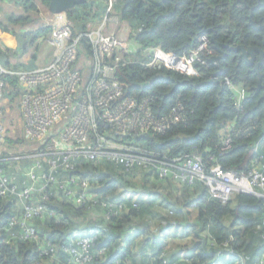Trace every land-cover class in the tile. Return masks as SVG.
I'll use <instances>...</instances> for the list:
<instances>
[{
  "label": "trees",
  "instance_id": "trees-1",
  "mask_svg": "<svg viewBox=\"0 0 264 264\" xmlns=\"http://www.w3.org/2000/svg\"><path fill=\"white\" fill-rule=\"evenodd\" d=\"M102 1L79 0V4L69 10L66 15L74 37L85 32L88 25L97 24L105 9ZM0 2H13L23 11L18 15L11 14L6 22L0 21V65L13 71L36 69V58L28 63L22 60L34 43L38 40L43 42L42 38L50 32V28L38 24V17L32 16V13H38V5L48 11L49 0ZM115 9L119 16V30L125 24L133 26L134 30L130 27L127 39L139 48L125 57L131 63L116 72V79L128 86L127 98L137 102L148 98L149 109L157 118L169 115L177 105L182 109L178 113L181 121L171 124L163 133L148 132L136 142L142 143L146 150L169 159L199 154L206 173L215 163L223 171L247 173L257 156L259 167L264 169V89L258 84L260 76V85L264 86V60L258 74L253 66L245 64L240 52L215 48L217 43L263 50L264 0H119ZM116 28L118 30V24ZM6 36L12 44L7 42ZM201 36H205L209 44L200 56L202 64H195L196 76L141 65L151 61L154 49L186 57L197 47ZM90 50L86 40L82 39L78 59L82 55L87 57ZM219 50L225 56L213 64L210 60L220 55ZM219 70L223 73L209 82ZM225 78L246 90L240 111L233 106L231 94L223 83ZM0 79L4 83L3 95L13 113L19 110L18 101L24 91L14 76L4 75ZM10 123L13 124L12 121ZM20 134L18 130L6 138L0 148V159L31 154L33 143ZM226 136L230 137V148L221 155ZM80 171L92 179L91 193L99 199L120 203L125 210L107 220L98 205L73 206L58 192L50 190L48 200L42 203L52 214L35 217L28 224L36 231V242L14 239L0 230V264H72L70 257L58 248L69 244V237L77 230L78 224H83L85 230L95 228L99 232L98 223L106 231L103 234L109 235L102 237L99 233L91 241L89 253L92 259L85 264H264V259H260L264 254V241L261 239L264 209L262 200L256 196L235 193L230 201L222 203L211 199L201 182L193 186L178 185L173 180H157L153 172L126 170L110 164H83ZM8 173L13 174L10 169ZM137 173L144 174V180L154 176L161 191L170 190L168 182H174L182 188L179 192L175 190V194L182 197V202L168 200L165 196L162 198L167 201L161 200L157 205L153 202L120 201L115 196L118 183L126 182L124 177L137 176ZM22 181L18 180L19 184ZM193 193L200 194L197 198L199 207L194 223L184 226L187 233L184 239L190 237L195 243L184 254L158 245L154 246L155 257L149 258L145 255L147 248L135 242L125 250H113L119 246L117 240L122 231L131 226L140 228L137 238L143 236L147 239L150 224L144 217L145 213L149 219L162 217L163 220L157 223L160 229L171 223H186L190 214L183 213V209L192 204L188 198ZM167 196L172 198L171 193ZM166 203L175 204L180 212L169 208L166 214H161L160 209ZM19 215L12 201L0 198V229L6 227L12 217ZM165 215L168 219L163 217ZM138 218L142 221L139 227ZM19 232L18 226L12 228L11 233ZM52 248L55 249L53 255H41V249ZM227 252L233 254L230 260L224 259Z\"/></svg>",
  "mask_w": 264,
  "mask_h": 264
},
{
  "label": "built area",
  "instance_id": "built-area-1",
  "mask_svg": "<svg viewBox=\"0 0 264 264\" xmlns=\"http://www.w3.org/2000/svg\"><path fill=\"white\" fill-rule=\"evenodd\" d=\"M118 3L119 0H104V13L98 23L88 25L85 32L75 37L70 22L62 18L63 13L53 14L46 26L50 32L42 38L50 47L49 64L31 71H13L0 65V77L14 76L24 91L18 101L22 132L25 140L33 143L29 155L0 159V198L12 201L20 214L0 230L14 239L37 241L35 229L28 224L35 217L52 214L42 203L48 200L50 190L73 206L98 205L107 220L125 210L122 204L91 193L92 179L80 171L83 164L149 171L157 180H173L178 185L201 182L211 199L226 203L235 193H244L262 200L264 209V169L259 167L258 156L247 173L223 171L214 158L211 161L215 165L206 173L199 154L169 159L136 142L148 132L163 133L171 124L181 121L178 113L182 109L177 105L169 115L157 118L149 109L148 98L141 102L127 98L128 86L116 79V72L131 63L125 57L133 51L127 37H118L115 30L106 32L108 27L114 29L118 24ZM82 39L91 50L87 57L82 55L78 59ZM208 44V39L201 36L197 47L186 57L154 49L151 61L141 65L196 76L195 64H202L200 56ZM223 83L234 108L240 111L245 88L226 78ZM3 88L0 79V148L10 131L9 121L4 119L3 104L8 100ZM229 148L230 137L226 136L221 155ZM9 169L13 174L8 173ZM18 180L23 181L19 184ZM15 226L20 229L18 234L11 233ZM98 235L95 228L74 233L69 244L58 249L70 257L72 264H85L92 259L89 247ZM261 239L264 241V232ZM41 250V255L46 256L55 252L54 248ZM232 256L227 252L224 259L230 260Z\"/></svg>",
  "mask_w": 264,
  "mask_h": 264
},
{
  "label": "rangeland",
  "instance_id": "rangeland-1",
  "mask_svg": "<svg viewBox=\"0 0 264 264\" xmlns=\"http://www.w3.org/2000/svg\"><path fill=\"white\" fill-rule=\"evenodd\" d=\"M37 10H38V13L37 14L32 13V16L34 18L38 17V19H39L38 24L39 25L47 26L48 21L53 18L52 15H49V12L47 11V9L43 8L41 5H38ZM20 13H23L22 7L18 8L17 6H15L13 4V2L12 3L0 2V21L6 22V19H9L8 17L11 14L18 15ZM62 18L64 20L67 19V21L70 20L68 18V16L64 13H63ZM13 27H15V26H13ZM119 27H120V24L118 23V30H119ZM122 27H123L122 32H120ZM122 27L120 28L119 32H117L118 31L117 28L113 29V27L111 26V27L107 28L106 32H111V30H115V31L117 30L116 31L117 36L122 38V39H125L126 38L125 35L131 32L130 27L132 28V30H134L133 29L134 27L130 26L129 24H125ZM89 28H91V27H89ZM5 38L8 39L7 42L9 44H12V41L10 40V38L8 36H6ZM0 39H1V37H0ZM15 45H17V44L15 43ZM129 49L132 51L139 50V48H137L134 45V43H132V42H130ZM14 50L17 51L16 46H15ZM50 53H51L50 47L45 42L43 43V42H41V40H38L34 43V46L30 50L29 54L23 58L22 62L28 63V61L30 59L36 58L35 67H42L43 65H47L51 62ZM3 108L5 109L4 119L6 121H9V126H10V131H9L8 137H12L15 134V132L16 133L18 132V130H20V132H21L20 135L23 136L22 124H21V120H20V112H18L19 110L16 109L12 113L10 110V107L8 105V102L3 104ZM11 121L13 122V124L10 123ZM124 178L126 179V182L118 183L117 190L115 192V194H116L115 196H118L120 201L139 202V203H141V202L142 203H152L153 202L154 205L160 204L162 202L161 200L167 201V200H165V197L162 198V194H164V191L163 190L161 191L162 188H160L156 185V179L154 176H152L151 178L145 177V179H147V180H144V174L137 173V176L134 175V176L124 177ZM146 183H147V185H146ZM168 183H169L168 186L170 189L177 190V192H179L182 189V188H180V186H178L174 182L169 181ZM157 194L160 195V198H157ZM167 199L171 200V201L174 200V201H179V202H182V200H183L182 197L177 196L176 194H173L172 198L167 197ZM169 208H175V209H177L178 213L180 212L179 207L176 206L175 204L166 203V204H164L163 208L160 209V213L166 214L165 211L169 210ZM189 209H192V207H190ZM192 210L195 212V214H197V206H193ZM143 214H144V211H143ZM144 217H145V219H147L149 221V224H150V227L147 229V231H148V235L146 236L147 239L143 240V239H140L141 237H138L137 240L135 241L136 242L135 244H137V243L142 244V246H145L147 248L148 253L145 254L147 257H149V258L155 257L154 246L159 245L162 249L173 248V249L177 250V252L184 254V252L186 250H188L195 243V241L193 239L191 241L184 239V238H187L186 231L183 232L182 234L180 232H173L171 234V239L166 238V237L163 238V234H164L163 231L165 232V234H169L168 232L170 230V227H165L164 230H162V228L160 229V227L157 226V223L159 221L163 220L162 217L149 219L147 213L144 214ZM163 217L167 218L166 215ZM137 221H138L137 226L139 227V224L142 223L141 218H138ZM171 226L173 228L176 227V225L173 223H171ZM83 228H86V227L83 226V224H78L76 231H79ZM132 229L136 230L137 228L135 226H131L130 230H132ZM138 229L140 230V228H138ZM149 239H150V241H149ZM178 239L180 241L179 244H177L175 242ZM261 258L264 259V254L262 257H260V259Z\"/></svg>",
  "mask_w": 264,
  "mask_h": 264
},
{
  "label": "water",
  "instance_id": "water-1",
  "mask_svg": "<svg viewBox=\"0 0 264 264\" xmlns=\"http://www.w3.org/2000/svg\"><path fill=\"white\" fill-rule=\"evenodd\" d=\"M78 4H79V0H49L48 9H49V12L52 14H60V13L67 14L69 10L73 9ZM212 41H213V38H212ZM263 43H264V38H263ZM215 48L217 49L223 48V49H229V50L240 52L241 57L243 58L245 64L248 66H251L254 64L255 71L257 73H258L259 67L262 65L263 60H264V49L261 50V49L253 48V47H244L242 45H239V46H230L229 44L220 45L217 43L215 44ZM219 51H220L221 56H214L210 60L213 64H216V62L219 59H222L225 56L224 52H221V50ZM257 57H258V61L256 62ZM222 73H223L222 70H219L217 75H213L209 82H212L213 81L212 79H214L216 76ZM258 84H259V88L264 89V86L260 85V76H259Z\"/></svg>",
  "mask_w": 264,
  "mask_h": 264
},
{
  "label": "crops",
  "instance_id": "crops-1",
  "mask_svg": "<svg viewBox=\"0 0 264 264\" xmlns=\"http://www.w3.org/2000/svg\"><path fill=\"white\" fill-rule=\"evenodd\" d=\"M102 2H104V0L102 1ZM48 12H49V10H48ZM49 15H53L52 13H50L49 12ZM102 17V16H101ZM98 23V22H97ZM129 34V33H128ZM126 37H128V35L126 34L125 35ZM164 191V194H162V197L163 196H165V197H168L167 195L169 194V193H171V196H173V194H175V190H163ZM178 194V193H177ZM200 196V194H198V193H193V194H191V196L188 198V200L191 202L192 201V204L189 206V207H187L186 209H183V213H189L190 214V216H188V221L186 222V223H179V224H175L176 225V227L175 228H173L171 225H169V226H167V227H170V230H169V234H165V232L163 231V238L164 237H166V238H169V239H171V234L173 233V232H180L181 234L183 233V232H185V230H184V226L185 225H188L189 223H191L193 220H194V217H195V212L192 210L193 209V206H197V209H198V207H199V203H197V198ZM157 198H160V195L159 194H157ZM190 207H192V209H189ZM195 221V220H194ZM194 221L192 222V223H194ZM99 224V233H100V236H102L103 237V235H105V234H103L104 233V229H103V227H102V225H101V223H98ZM128 227V226H127ZM89 228V227H88ZM137 228V227H136ZM164 228L165 227H162V230H164ZM85 229L83 228V229H81V230H79V231H75V232H73V234L74 233H79V232H81V231H84ZM106 232V231H105ZM138 232H139V230L137 231V229L136 230H134V229H132V230H130V228H125V230H123L122 231V233L120 234V236H119V238H118V240H117V243H119V246L118 247H113V250L115 251L116 249H123V250H125L126 248H127V246L128 245H132V244H134V242L137 240V234H138ZM109 234H106L104 237H107ZM183 237V236H182ZM108 239V238H107ZM140 239H143L144 240V237H141ZM188 240L189 241H191V238L189 237L188 238ZM124 241V242H123ZM130 242V243H129ZM177 244H179L180 243V241H179V239L178 240H176L175 241ZM136 243V242H135ZM133 247H131V249H132ZM135 250V249H134ZM177 251V250H176ZM133 252V254H135V251H132Z\"/></svg>",
  "mask_w": 264,
  "mask_h": 264
},
{
  "label": "flooded vegetation",
  "instance_id": "flooded-vegetation-1",
  "mask_svg": "<svg viewBox=\"0 0 264 264\" xmlns=\"http://www.w3.org/2000/svg\"><path fill=\"white\" fill-rule=\"evenodd\" d=\"M220 54V53H219ZM219 56H221V54L219 55ZM240 56H241V53H240ZM248 66V65H247ZM253 66V68H254V70H255V65L253 64V65H251L250 67H252ZM256 72V71H255ZM258 83H259V81H258Z\"/></svg>",
  "mask_w": 264,
  "mask_h": 264
}]
</instances>
